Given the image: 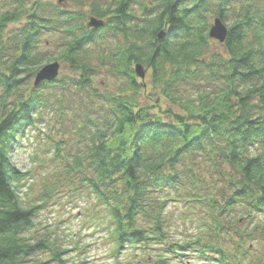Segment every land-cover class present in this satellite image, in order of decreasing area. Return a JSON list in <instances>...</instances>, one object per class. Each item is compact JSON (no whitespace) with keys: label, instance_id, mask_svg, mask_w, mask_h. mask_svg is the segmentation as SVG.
Masks as SVG:
<instances>
[{"label":"trees","instance_id":"1","mask_svg":"<svg viewBox=\"0 0 264 264\" xmlns=\"http://www.w3.org/2000/svg\"><path fill=\"white\" fill-rule=\"evenodd\" d=\"M74 1L81 9L11 0L0 12V264H66L67 250L32 233L62 192L102 211L116 256L264 264V0ZM217 18L223 43L209 34ZM49 30L63 35L56 57L39 47ZM57 60L71 74L34 85ZM27 127L49 129L55 164L40 203L22 200L29 173L10 156ZM171 203L191 236L173 239Z\"/></svg>","mask_w":264,"mask_h":264},{"label":"rangeland","instance_id":"2","mask_svg":"<svg viewBox=\"0 0 264 264\" xmlns=\"http://www.w3.org/2000/svg\"><path fill=\"white\" fill-rule=\"evenodd\" d=\"M10 1L0 0V12L10 8ZM44 1H50L57 5L58 0ZM84 1L87 2V0ZM61 7L81 9L74 0H65ZM85 11H88V8H85ZM23 24L24 20L11 27L17 29ZM62 39L61 32L45 31L38 38L39 47L48 56L56 57L61 51ZM216 42L218 43V41ZM59 62L61 63L60 75L71 74L64 61L60 60ZM33 80V78L29 79V86H32ZM145 80L149 81V72ZM101 81H107L109 89H114V85H117L115 79L109 78L106 71H101L97 76L96 82ZM23 86H26L25 82ZM46 130L45 127H42L39 132L34 127H27L23 133L17 136V141L10 151L12 163L21 171L29 173L24 181L25 186L19 192L25 204L40 203L38 199L43 181L52 177L50 173L55 169L52 154L46 145ZM181 215L180 205L169 204L167 216L171 235L175 240L186 238L194 233L190 224L181 219ZM32 233L36 236L46 233L53 243L67 250L62 256L66 260V264H155L149 261L150 259L146 260L149 252H145L142 256L138 254L139 250L124 249L121 254L116 256L112 251L113 243L102 211L87 197H74L69 192L59 193L54 200L46 203L35 220ZM182 254L184 256L170 254L164 264H208L190 253L183 252ZM49 255L50 252L41 254V258L49 259Z\"/></svg>","mask_w":264,"mask_h":264},{"label":"water","instance_id":"3","mask_svg":"<svg viewBox=\"0 0 264 264\" xmlns=\"http://www.w3.org/2000/svg\"><path fill=\"white\" fill-rule=\"evenodd\" d=\"M103 24H104L103 20H100L95 17L91 18L89 22V25L95 28H99L103 26ZM228 31H229L228 27L225 25V23H223L221 19L217 18L213 21L209 34L211 38L218 40L220 43H223L227 38ZM165 35H166L165 31H162L160 33V37H165ZM60 68H61V64L58 61H54L44 65L38 71L34 80V85H38L44 80L51 81L56 79L59 76ZM136 72L141 78H144L146 75V70L140 64L136 65Z\"/></svg>","mask_w":264,"mask_h":264}]
</instances>
